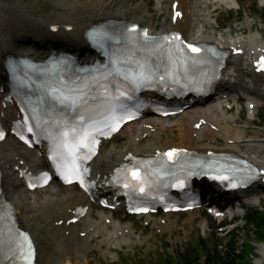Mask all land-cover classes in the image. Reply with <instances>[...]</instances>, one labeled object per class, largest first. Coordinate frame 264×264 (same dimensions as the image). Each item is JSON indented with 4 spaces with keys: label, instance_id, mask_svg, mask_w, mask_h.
Returning <instances> with one entry per match:
<instances>
[{
    "label": "bare ground",
    "instance_id": "obj_1",
    "mask_svg": "<svg viewBox=\"0 0 264 264\" xmlns=\"http://www.w3.org/2000/svg\"><path fill=\"white\" fill-rule=\"evenodd\" d=\"M53 5L51 10L44 14H34L30 17L24 16L25 11L30 9L24 5H21L20 1H16L10 4L8 1L0 0V49L4 41L9 35L15 34L19 30V26L24 20L31 22L33 26L32 32L35 34H45L42 26L46 23H54L59 21L61 23L67 22L74 24L75 30L72 33L66 35V41L70 45H74L78 50L84 46V41L80 38V31L87 26L91 21H98L101 19L111 18L115 16L125 17L128 19L146 20L143 12L151 14L149 12L148 2L144 0H135L130 3V0H45ZM155 2L157 0H154ZM212 4L216 3L221 5H231L233 0H211ZM212 5L213 6H216ZM141 10L140 16L137 15V11ZM208 8L195 7L193 11V18L191 22L184 28L188 33H192L194 29L198 28L202 23L207 22L206 12ZM20 13L21 17L14 16L15 13ZM13 14V15H12ZM154 15V13H152ZM154 28V26L152 25ZM169 29L164 28L162 31ZM203 39H210L212 37L206 33H201ZM254 39L255 36L252 34ZM234 68V67H233ZM232 71V69H231ZM213 119L219 124V128H224L221 124L222 116L214 115ZM177 127L171 128L173 133L177 132L176 137L179 142L173 144L171 138H167L165 134L166 128L170 125V120H160L158 123V130L155 133L150 134L145 142L136 143L134 141L135 136L131 137L129 134L132 131H136L138 126L129 125L121 134H127L130 138L127 144L119 148H110L107 150H101L99 156L95 160V170L104 171V167L100 168L102 164L110 165L114 161H119L122 155L127 150L134 152H147L153 149L170 146H184V143H189L191 140V125L192 119L190 115L184 114L175 120ZM143 132L146 130L142 129ZM225 135V130L222 132ZM215 139V135L212 132H203L199 139H205L209 136ZM174 139V138H173ZM5 147L1 148V156L4 161H12L14 156H17L20 149L13 143L7 142ZM230 149L232 147H229ZM203 151L209 149V147L203 145L201 148ZM29 156H33L28 152ZM260 163H264V158L257 156ZM39 162V161H38ZM9 186H12L13 180L11 177L8 179ZM12 199L19 210L20 224L23 228L29 230L37 244V264H83L87 263L88 254L93 248L101 251L103 256H110L107 250L101 249L102 246L121 247L124 244L131 243L132 236H134V229L132 226H122L119 224H112V230L108 229L103 223V215L98 213L92 215L91 211L87 216L80 221L76 227L70 228L64 224L67 218L68 208H71L78 202H82L81 198L73 187L64 188L55 184L51 185L44 191L34 192L32 196L21 193L19 189H15L12 193ZM113 218V215L111 216ZM195 217H191V220ZM62 220V225H54L53 221ZM171 226L161 227L157 225V228L162 230L170 228ZM76 228V230H75ZM127 229L128 234L120 235L117 238L118 231ZM71 230L69 235H65L63 231ZM75 230V232H74ZM85 233L83 237L77 239L79 233ZM97 242L95 246L91 241L93 237L97 236ZM137 242L139 238L134 237ZM258 251V250H257ZM264 254V251L262 252ZM85 260V261H84ZM83 262V263H82Z\"/></svg>",
    "mask_w": 264,
    "mask_h": 264
},
{
    "label": "snow or ice",
    "instance_id": "obj_2",
    "mask_svg": "<svg viewBox=\"0 0 264 264\" xmlns=\"http://www.w3.org/2000/svg\"><path fill=\"white\" fill-rule=\"evenodd\" d=\"M177 16L180 13L176 14ZM135 30V26H133ZM145 41L156 42L157 39L161 41L156 44V49L163 52L167 49V53L170 61L173 60L174 52L173 49L166 45L164 42H168L170 37L164 36L160 38L148 37L146 30L144 31ZM130 39H134L132 34H129ZM178 37L173 40L177 42ZM179 43H182L180 41ZM193 52L199 53L200 48L194 45H187ZM153 49L152 51H156ZM183 49L177 47L175 52H182ZM192 59L193 63H204L198 58L185 57L184 67L185 73H187L188 65L187 60ZM264 61V57L261 58ZM114 66L112 69L106 70L101 73L98 77H93L95 86L91 84H85L83 88L81 87H70L67 84H63L60 87H51L50 95L53 100L59 104L65 106L67 109H71L75 116L68 120L67 118L52 120H43L39 115L38 109H32L31 119L35 120V125L28 122V117H25V125H27V132L34 133V128L39 129V133H34L36 135L43 134L52 142V148L50 149V158L53 161L54 166L58 174L68 183H71L73 179L79 180L81 184L84 183L83 173L87 172L86 167H82L83 163L91 159V156L95 154L94 145L97 143L95 137L97 134L104 135L109 129L111 131H116L119 127V122L123 119L122 113L127 111V104L121 100V97H126L128 100L132 99L129 92H135L142 86H148L149 83L155 79L157 75L156 71L148 64L145 60L143 63L139 60L135 61L136 70H126L120 67L121 61L119 58H115L111 61ZM107 69V66H105ZM179 63L173 64V71L171 75L175 77L178 74ZM165 74L168 75L167 69ZM205 77L204 83H211L212 79H215V74L213 73L209 76L207 73L202 74ZM117 76H123L125 81L129 82V87L125 91H121L119 86L115 89V94H112L107 83H102V81H108L111 77L113 80ZM163 79V77H161ZM103 88V93L100 95V102L95 106L89 104V98L91 92H96L98 89ZM92 100H96L97 96H91ZM131 118V116H129ZM20 135L22 140L26 143H31L23 134ZM5 133L0 130V140H3ZM183 149H171L169 152L164 153L173 159L174 155L178 152H184ZM244 165L242 168H237L235 166H230L224 169L228 175H218L213 177L214 179H219L222 182L227 180L229 186L239 187L241 185H247L251 181L257 178L253 166L248 164L247 161H241ZM119 171V170H118ZM201 173L192 171L189 175H198ZM44 178V182L50 178L47 172L41 174ZM134 180L143 183L139 173L133 171L131 173ZM181 181L178 186H184L186 182ZM34 186L32 184L29 185ZM125 187H129V184H125ZM133 187L137 186L135 184L131 185ZM144 189L141 188V191ZM5 218L4 214H0V220ZM0 245H2L10 256L19 257L24 264H31L32 258L34 256V249L32 247L31 239L27 233L20 232L18 229L13 231L11 228L8 229L7 233H0Z\"/></svg>",
    "mask_w": 264,
    "mask_h": 264
},
{
    "label": "rangeland",
    "instance_id": "obj_3",
    "mask_svg": "<svg viewBox=\"0 0 264 264\" xmlns=\"http://www.w3.org/2000/svg\"><path fill=\"white\" fill-rule=\"evenodd\" d=\"M5 1H17V0H5ZM19 1L22 3V5H26V7L28 6V8L30 7L33 9H39L38 11L41 14H45L46 12H48L53 7V5L47 3L45 0H19ZM239 2L242 5V9L240 11H238L237 13H225V12H223V13H219V15L215 16V17H217L218 24L220 22V24L223 25V26H221L222 29H220V32L217 31V33L224 34L223 36H229L230 33H238V31H240V30L241 31L246 30L248 32V30L250 29V25L253 26L254 23L256 24L257 28L258 27L260 28L262 25L264 27V9L258 8L254 4L253 0H239ZM149 6H152V3H149ZM163 13L164 12L160 13L159 17L157 18V24L159 26L158 29H162L166 25V23L163 21V19L165 17V15ZM139 14H140V11H138L137 15H139ZM236 14H238V15H236ZM229 18H230V22H227ZM238 21H240V24L237 26ZM154 22H155V19H154ZM220 24H219V26H220ZM208 31L213 32V29H208L207 32ZM263 31H264V28H263ZM167 135L169 138L172 139L173 144H174V142L176 143L178 141L176 138L173 139V137H172V136H174L173 134L167 132ZM175 136H176V132H175ZM126 141L127 140H123L121 143L118 142L115 146L116 147L121 146ZM117 217L119 219H121L120 214H118ZM200 222L204 223L205 220H202L200 218L198 220V222H196L194 224L193 231L186 236H184L181 232L178 234H175L173 239H174V242L177 241L176 244H174L172 246L168 245L167 246L168 250L167 251L164 250V253L169 252L171 254V253L175 252V250H177V249H184L185 247L191 245L195 241L196 237L200 234H203L204 238L209 236L208 234H211L210 228H209L210 222L206 221V226H204V229L199 230L196 227L199 226ZM244 225L242 224L243 228L238 229L237 236H238V238H240V240L244 239L247 235H250L247 226H244ZM135 228L138 229L137 223H135ZM148 235L152 236V231L149 229H144V231H142L141 237H147ZM215 236H218L217 237L218 240H220V241L223 240V239H220V238H222V236H219V235H215ZM139 241H140V238H139ZM150 242L151 241H145L143 243V245L140 247H136V248H132V249L131 248L123 249L122 252H120V251H118V252L109 251L111 253V255L114 256L113 259L112 258L111 259L100 258L99 252L92 251L91 256L89 257V264H100V262H101V264H113L114 263L113 260L116 259L118 256L120 258H124V260H127L130 257V256H128V250L129 249L132 251L130 253L140 254L143 257H145L146 260L148 258L147 256H150L151 258H153L154 254H158V252H161V247L158 245L155 248L154 245ZM94 243L95 242H93V244ZM254 245L256 247L255 250L257 253L260 250V248L263 246L262 243H254ZM146 253H148V254H146ZM253 262H254V264H258V259L253 258Z\"/></svg>",
    "mask_w": 264,
    "mask_h": 264
},
{
    "label": "trees",
    "instance_id": "obj_4",
    "mask_svg": "<svg viewBox=\"0 0 264 264\" xmlns=\"http://www.w3.org/2000/svg\"><path fill=\"white\" fill-rule=\"evenodd\" d=\"M249 223L254 227L253 232L257 239L264 240V215L253 212L249 216ZM241 250L238 251L236 237L232 236L228 241L227 249L221 254L215 247H208L202 241L199 246L186 250L175 260L166 258L160 261V264H200L199 254H205V264H248V254L252 253L251 245L244 243ZM138 264H141L140 262Z\"/></svg>",
    "mask_w": 264,
    "mask_h": 264
}]
</instances>
